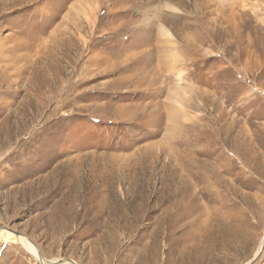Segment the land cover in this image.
Instances as JSON below:
<instances>
[{"label": "rangeland", "instance_id": "374dc122", "mask_svg": "<svg viewBox=\"0 0 264 264\" xmlns=\"http://www.w3.org/2000/svg\"><path fill=\"white\" fill-rule=\"evenodd\" d=\"M172 2L173 45L163 0H0V228L42 258L264 264V0Z\"/></svg>", "mask_w": 264, "mask_h": 264}, {"label": "bare ground", "instance_id": "6f19581e", "mask_svg": "<svg viewBox=\"0 0 264 264\" xmlns=\"http://www.w3.org/2000/svg\"><path fill=\"white\" fill-rule=\"evenodd\" d=\"M163 1H164L163 12H164V14H166L167 17L164 20L162 18H160V19L158 18L159 20H158V26H157L156 30L158 31L160 36L166 40L165 41L166 43H169V44L173 45V42L171 41L172 34L168 30V28L166 26V23H168L169 21L171 22L173 20H176V18L179 16L181 10H180V8L178 7L177 4H175V5L172 4L173 0H163ZM155 9H158V8L155 7ZM158 51H156V49H154V50H152L149 53V55H151V57L154 56L153 59L157 60L159 58L157 56ZM145 56H147V54ZM176 59H177V56L175 55V53H173V55L170 57V60L168 62V69L166 70L167 74H165V75H168L167 77H170L171 75H174L176 80L179 83H181L184 80V77H185L184 75L185 74H184V71L182 69H177L176 68V66H175ZM158 63H159V61H158ZM145 66L150 67L151 65L150 64H146ZM157 68H158V70L155 69V72L160 73L161 69L159 67H157ZM150 71H152V69ZM145 72H147V71L145 70ZM152 82H155V81L152 80ZM174 102L176 103V106H178L180 108V110H181L182 109V105H181L180 101L176 100V98H175ZM263 240H264V237H262V239L260 240L259 246H258V248L256 250V253H255L253 259L256 258V256L260 252V250L262 248V245H263ZM0 245L4 246V247L5 246H11V245L20 246L38 264H58L61 261V260H57V259L47 260V259L42 258L40 253H39V251H38V249L31 243V241L28 238H25V237H23L21 235H17L15 232H13L11 230H8V229H5V228H0ZM60 264H76V263H73V262H70V261H64V262H61Z\"/></svg>", "mask_w": 264, "mask_h": 264}]
</instances>
